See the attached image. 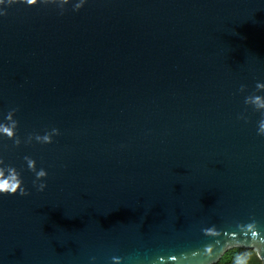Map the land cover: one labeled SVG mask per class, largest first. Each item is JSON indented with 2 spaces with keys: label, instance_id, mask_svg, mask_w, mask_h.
<instances>
[{
  "label": "water",
  "instance_id": "obj_1",
  "mask_svg": "<svg viewBox=\"0 0 264 264\" xmlns=\"http://www.w3.org/2000/svg\"><path fill=\"white\" fill-rule=\"evenodd\" d=\"M4 181L0 264H264V0H0Z\"/></svg>",
  "mask_w": 264,
  "mask_h": 264
},
{
  "label": "trees",
  "instance_id": "obj_2",
  "mask_svg": "<svg viewBox=\"0 0 264 264\" xmlns=\"http://www.w3.org/2000/svg\"><path fill=\"white\" fill-rule=\"evenodd\" d=\"M218 264H261V261L255 251L236 248L227 252Z\"/></svg>",
  "mask_w": 264,
  "mask_h": 264
},
{
  "label": "clouds",
  "instance_id": "obj_3",
  "mask_svg": "<svg viewBox=\"0 0 264 264\" xmlns=\"http://www.w3.org/2000/svg\"><path fill=\"white\" fill-rule=\"evenodd\" d=\"M7 188H8V182L7 181H4L3 183H0V189H7ZM14 188H15V185H13V189ZM4 194H12V195H15V191H7ZM21 195H24V193L22 192Z\"/></svg>",
  "mask_w": 264,
  "mask_h": 264
}]
</instances>
